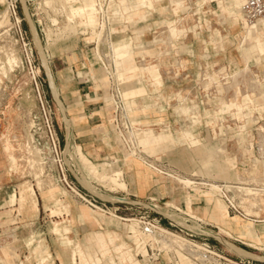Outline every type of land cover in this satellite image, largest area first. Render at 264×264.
<instances>
[{"label":"rangeland","instance_id":"rangeland-1","mask_svg":"<svg viewBox=\"0 0 264 264\" xmlns=\"http://www.w3.org/2000/svg\"><path fill=\"white\" fill-rule=\"evenodd\" d=\"M46 1L17 0L18 10L17 20H15L7 9L6 0H0V90L2 91L0 93V185L7 184L9 188H7L5 196L3 190H0V249L17 239L14 234L4 236L2 228L4 229L6 224L5 220L14 222L16 216L21 213V207L15 210L14 207L8 208V205L19 203L22 190H24L26 202L34 201L37 198L43 205H48V203H53V200L48 199L46 193L49 188L54 187L59 190L56 197L61 199L63 205H70L71 208H83L90 212L85 203L73 196L58 182L52 156L49 150L46 149L48 145L42 148L43 144L48 143L47 121H52L61 143V149L65 151L64 161L69 167L74 165V168L71 169H73L74 176L80 183L79 185L97 196L112 199L104 193L105 189H108V192H112L115 196L122 194L123 191L129 193L125 179L132 180L134 178L133 174L136 173V168H138L135 165L138 164L141 165L140 171L144 173L142 178L151 179L153 177L162 185L167 184L172 189V192L164 199L167 202L166 208L163 207L160 211L167 218L174 217L173 219L184 227L197 228L195 220H192L191 217L198 218L200 216L197 214L196 209L190 206L193 193H190L186 185L179 182L177 178L194 181V184H196L195 182L207 184L206 182L211 181L212 183L239 184L248 188L259 186L263 192L253 191L254 194L250 195L245 202L249 203V205L246 203L249 210H251L250 207L252 209L254 207L264 213V203L262 201L264 200V174L258 175L248 170L246 161L238 157L239 151H244L247 147L251 149L252 137L256 136L255 127L239 128V124L242 121L255 123L258 118L263 117L262 114L255 112V109L264 104V31L248 35L245 27L247 29L254 28L253 26L260 22L264 24V20L246 25L242 19L241 10L237 11L233 4L234 0H171L181 3L180 7L183 15L175 18L166 17L168 19H166L165 24L156 36L166 39L167 42L174 39L188 41L190 36L186 37L185 30L188 29V25L198 24L202 31L200 30L199 34L195 36V38L198 37L199 41V47L196 48L195 53L201 60L205 59L204 56L212 55L213 59L211 60L213 61L204 60L203 63L198 65V87L199 91L204 93V96H197V102L195 101L194 104L199 103L201 107L204 104H211L213 108L210 111L198 109L187 113L182 112L180 109L187 106L181 107L179 105L184 102L191 103L196 96L193 97L190 94L191 85L185 87L186 83L183 85L184 87L180 86L176 91L174 87L175 80H168L166 85L172 89V92L161 99L168 103L170 108L167 114H169L168 116L171 114L172 119L178 120L177 125L176 127L174 125H149L138 119L140 115L144 114L141 104H130L127 100L128 96L124 95L125 92L134 87L130 88L129 86L126 87L125 83L121 84L120 93L125 108V111L122 112L121 121L127 126V130H124L122 132L123 136H121L113 126V117L111 128L119 142L122 157L114 162L107 161V164L93 162L98 168V174L97 169L94 173H91L83 165L82 157L79 158L78 153L70 152L69 147H65L63 135L67 116L61 103L55 102L53 99L47 87L44 72L50 52L59 42L76 40L79 38V33H85L84 35H87L85 37L93 40L92 35L96 32L97 24L91 23L90 26L86 24L85 20L81 19L83 17L82 13H87L92 6V0H68V2H66L67 0H52L53 3L50 4H47ZM64 4H66L65 8ZM126 5L130 6L127 10L125 9ZM136 5L137 0H116L114 10H117V15L114 19L120 22L125 21L129 15L122 14H126L135 8L138 9L139 7ZM163 5L162 0H156L152 6L147 7L151 12L161 13ZM66 7L82 10L81 15L77 14L73 21L74 25L69 24L66 17V12H68ZM193 7L195 8L193 12H196V15H193V12L190 13V9ZM136 14L141 17V12L137 11ZM151 18L155 21L159 20L157 15L151 16ZM169 23H175L179 29L180 34L177 37L170 36ZM157 25L160 26L161 23ZM34 29L38 35L37 40L34 36ZM114 31H117L116 28H114ZM20 32H22L24 41ZM118 35H114L112 39L115 47L120 38H123H117ZM25 42L29 43V46L26 47ZM208 45L211 46L208 47ZM188 51L189 49H183L184 58L189 54ZM224 55L232 63L230 66H224L219 62L224 58ZM13 59H16L17 63L7 62V60ZM122 60L118 59L117 62L120 63ZM96 61V66L101 71V78L107 83L106 75L97 57ZM182 61L184 63L186 60ZM145 66L147 65L141 64V68ZM246 67L248 69L245 72L238 74ZM116 69V76L119 79L120 65H116ZM236 81L239 83H236ZM160 84L162 85V81H160ZM109 88L110 82L108 83V90ZM181 88H183V91ZM108 103L113 111V101L109 92ZM194 123L197 127L195 129L196 133H193V138L199 141L197 147H192L190 140L183 136V132L193 130ZM263 123L264 121H261L260 124ZM149 130L157 134H169L170 137L159 143H141L140 139L144 136L142 132H148ZM257 132L262 137V144L264 145V125L258 128ZM38 142H41V146L38 145ZM28 143L31 144L29 146L33 149V154L38 162L42 164L46 162L42 174L38 171V165L35 162L33 164L32 155L27 149ZM130 143L134 147L131 150L128 149V146L131 147ZM219 148H224L225 151L222 153L217 152ZM142 151L147 155L143 154ZM11 155L16 158L15 164L10 161ZM14 157H12V160L15 159ZM222 170L226 171L224 176L220 175ZM124 171H128L127 177ZM164 173L172 176H166ZM69 176L71 180L78 183L73 174L70 173ZM102 176L106 177L105 180L102 179ZM112 176L114 178H111ZM112 180H116L115 183L118 186ZM30 188L34 189L36 197L32 195ZM252 200L254 203L250 202ZM180 204L187 205V208L178 207L181 212L170 209L171 206H180ZM214 205L215 210L218 209L217 201ZM222 207L226 211L224 205ZM52 210H55L56 213L53 214L50 211L47 214L61 216L65 212L60 207ZM151 213V217L158 216L153 212ZM65 214H68V212H65ZM167 218L161 219V226L174 232L176 229L169 225ZM55 224L57 223H54L53 227ZM217 224L220 228L218 234L224 238L223 235L229 233V230L223 226L225 224ZM247 231L249 232V230H246V235H253L251 231L250 233H247ZM50 234H52L51 238L56 250H59L50 262H53L56 257L60 262H63V258H67L66 249L69 247L63 245L61 237L52 230H50ZM175 234L190 239L184 233ZM204 238L198 236L195 239L196 243L201 244L204 242ZM41 239H44V237L37 240L40 241ZM150 239L153 244L158 240L155 236ZM175 240L172 241L171 239V242L163 240V243L161 242L162 249H171V245L175 243L173 247L186 248V246L181 245V242ZM227 241L252 253L230 251L229 248L232 245L230 247L224 246L221 241L220 243L218 240L211 238L209 244L227 257L235 259L237 254L252 259H260L254 254V251L231 240ZM178 243L180 244L178 245ZM165 244L166 246H164ZM44 246H47L45 240ZM40 247H43L42 243ZM70 248L74 250V244ZM232 248L234 249V247ZM33 258L36 259L35 256ZM184 264L191 263L184 261Z\"/></svg>","mask_w":264,"mask_h":264},{"label":"crops","instance_id":"crops-1","mask_svg":"<svg viewBox=\"0 0 264 264\" xmlns=\"http://www.w3.org/2000/svg\"><path fill=\"white\" fill-rule=\"evenodd\" d=\"M154 1L156 0H137L136 6L139 8L122 14L129 16L125 21H119L115 27L119 34L117 38L123 37L116 43V47L114 45L115 55L119 60L123 59L117 63L120 65L119 83H125L126 87H134L125 92L124 95L128 96L127 100L130 104H141L144 112L138 117L141 122L153 126L174 125L176 127L178 120L172 119L171 114L168 116L170 107L165 100L161 99L172 92V89L166 85L167 81L175 80L176 91L178 87H184L183 85L186 83L185 87L191 85L190 94L196 97L191 103L184 102L179 105L181 107L187 106L180 109L182 112L187 113L198 109L212 110L213 105L211 104H204L201 107L199 103H194L197 102V96H204L198 87V65L204 60L213 61L211 60L213 56H204L205 59L201 60L195 53L196 48L199 47L198 37L195 38V36L201 30L198 24L188 25V29L185 30L186 37L190 36L188 41L174 39L167 42L166 39L156 36L168 19L166 17L181 16L183 11L180 7L181 3L178 1L162 0L164 2L163 11L161 13L151 12L147 6H152ZM129 8L130 6L126 5L125 9ZM194 10V7L190 9V13ZM137 11L141 12L140 16L143 19L139 17V14H136ZM195 13L192 14L196 15ZM156 15L159 16V20H152L151 16ZM85 22L90 26L92 25L87 20ZM158 23L161 25L158 26ZM260 23L256 33L264 31V24ZM168 28L171 37H177L180 34L175 23H169ZM245 30L247 33L246 27ZM85 36L87 35L79 33V38L76 40L59 42L51 50L48 57V69L44 68V72L47 87L53 99L55 102L61 103L67 116L63 135L65 147H69L71 152L78 153L79 158L82 155L92 164L93 162L107 164V161L114 162L121 158L122 151L111 128L113 112L108 103L109 80L105 76L106 83L101 78L100 68L96 66L97 61L91 44L92 40ZM183 49H189V54L185 58ZM227 58L224 55V58L219 62L224 66H230L232 63ZM182 60L186 61L183 63ZM141 64L147 66L141 68ZM247 69L248 67L238 74ZM160 81H162V85ZM53 88L57 97L54 96ZM181 90L183 91V88ZM255 112L262 114L263 117L258 118L255 123L242 121L239 124V128L255 127L256 136L252 137L251 149L247 147L244 151H239L238 157L246 161L248 170L261 175L264 174V145L257 129L264 125V123L260 124L261 121H264V104L256 107ZM196 127L197 125L194 123L192 131L183 132V136L190 140L192 147L199 145V141L193 138ZM142 133L144 136L140 142L144 144L159 143L170 137L169 134H157L152 130ZM258 148H262V151H258ZM224 151V148H219L217 152L222 153ZM142 153L147 155L143 151ZM12 157L14 156H10V161L15 164L16 158L14 157L15 161H13ZM135 166L138 168L133 174L134 178L132 180L125 179L129 193L123 191V195L115 196L112 192H108V189H105L104 193L112 199L99 196L107 201L110 214L94 211L88 205L86 206L91 213L83 208L65 206L61 203V199L56 197L59 190L54 187L49 188L46 193V197L53 200V203H48V205H43L37 198L34 201L26 202L24 190H22L19 203L8 205V208L14 207L15 210L21 207V213L16 216L14 222L5 220L6 224L4 229L2 228L4 236L14 234L17 239L0 249V264H173L175 261L184 264L177 252L173 254L163 253L158 261L150 262L147 257L149 255L150 237L144 234L133 220V218L139 217L142 212L136 207L131 208L114 203L117 197H125L133 201L157 205L160 208L165 207L167 202L164 199L168 197L172 189L167 184L162 185L153 177L151 179L142 178L144 173L140 171L141 165ZM96 169L98 171L97 167ZM124 172L127 177L128 171ZM220 172L222 176L226 174L225 170ZM164 175L172 176L168 173H164ZM196 183V185L186 186L187 190L189 189L188 191L193 193L190 206L196 209L200 216L196 219H199L205 227L215 233H220L217 223L225 224L223 226L229 230V233L223 235L225 240H231L254 251V254L260 258L254 259L256 264H264V213H261L257 208L251 209L248 213L242 205L241 208L247 215H238L229 208L219 195L197 187L200 185L198 183L201 182ZM7 188V184L0 185V190H3L4 196L7 194ZM30 190L32 195L36 197L34 189L30 188ZM215 201L218 202V209L216 210ZM262 201L264 203V200ZM250 202L254 203L253 200ZM222 205L226 211L223 210ZM57 207L62 208L68 214L65 212L61 216L47 214L50 211L53 214L56 213L52 209ZM171 207L187 208V205L180 204V206L173 205ZM54 223L57 224L53 227ZM50 230L61 237L63 245L69 247L66 249L67 258L61 254L64 257L63 262H60L57 257L54 258L53 262H50L54 255L59 252L52 242ZM246 230H250L253 236L246 235ZM149 235L154 237L150 233ZM42 237L44 239L37 240ZM44 240L47 242V248L44 246ZM41 243L43 247H40ZM73 244L74 250L70 248ZM242 250L246 251L245 249ZM248 253L251 254L252 252ZM236 256L245 257L237 254Z\"/></svg>","mask_w":264,"mask_h":264},{"label":"built area","instance_id":"built-area-1","mask_svg":"<svg viewBox=\"0 0 264 264\" xmlns=\"http://www.w3.org/2000/svg\"><path fill=\"white\" fill-rule=\"evenodd\" d=\"M94 9L97 18V28L96 32L92 35L93 40L91 42L95 56L103 69L106 77L110 82L109 93L112 98V108H113V126L116 131H118L121 136H123V131L127 130V126L122 123V112L125 111L124 103L122 102V94L120 93V85L118 82V77L116 76V60L112 53L113 46V36L117 35L118 32L114 31L115 26L119 23V20L114 19L117 15V10H114V5L116 0H94ZM6 6L12 17L17 20V0H6ZM242 12L246 20L252 24L259 20H264V0H243ZM20 23V21H18ZM100 34V35H99ZM21 38L24 41L22 32H20ZM25 46H29V43H24ZM46 130L48 133V143L43 144L42 148L45 145H48L46 148L49 150L50 155L52 156V161L55 166V173L57 174V179L60 185H62L68 192L73 196L79 199L81 202L88 205L92 210L98 211L104 214H110V209L107 205V201L100 198L99 196L91 193L86 188L79 185L76 176H74L73 169L74 165L69 167L64 161L65 151L61 149V143L59 137L56 133L55 127L52 121H47ZM125 140V139H124ZM38 145L41 146V142H38ZM131 147L128 146V149H133V145L130 143ZM258 151H262V148H258ZM41 151V150H40ZM71 152V151H70ZM43 154V152H42ZM46 162H44V165ZM73 174L75 180L78 183H75L70 179L69 174ZM206 183H212L211 181ZM216 187L212 188L209 184L197 185L201 188L207 189L216 195H219L229 206V208L237 213L238 215L244 216L247 215L242 210L241 206L251 195L246 191V187H243L239 184H225V183H212ZM253 191L261 192L263 191L261 187L251 188ZM115 204H123L128 207H136L139 211L142 212L139 217L133 218L136 222V225L141 229V231L151 238L147 232H157L159 233L157 237V242L154 244L151 243L149 246V255H147L150 262L158 261L163 253L173 254L177 252L180 255V258L183 261H188L191 264H256L254 259L249 257H237L231 258L223 255V253L218 252L213 246L209 244V239L218 240L217 237L213 234L214 231L211 229H205V225L195 217H191L192 220H195L197 228H187L182 226L180 223L176 222L173 218L165 217V214L160 211L161 208L157 205L145 204L138 201L129 200L125 197H117ZM166 208V207H165ZM171 210L175 212H181V209L170 207ZM153 212L157 214L156 217H151L150 213ZM167 218L169 220V225L172 228H175V233H184L190 239L192 243L182 244L186 248L173 247L169 250L162 249L161 242L164 240L167 242L174 237L162 233L161 229L167 230L161 226V219ZM169 231V230H167ZM172 232V231H170ZM172 232V233H174ZM174 233V234H175ZM198 236H203L204 242L201 244L196 243V238ZM186 239V238H185ZM188 240V239H187ZM179 264V262L173 263Z\"/></svg>","mask_w":264,"mask_h":264},{"label":"bare ground","instance_id":"bare-ground-1","mask_svg":"<svg viewBox=\"0 0 264 264\" xmlns=\"http://www.w3.org/2000/svg\"><path fill=\"white\" fill-rule=\"evenodd\" d=\"M52 2V0H47L46 1V3L47 4H50ZM65 2V1H64ZM66 2H68V0L66 1ZM53 3V2H52ZM94 4H95V1L94 0H92V6L89 8V11L87 12V13H82V15H83V17L81 18V19H85V20H87V21H89L90 23H94V25L97 23V18H96V13H95V9H94ZM234 6H235V8H236V10L237 11H240L241 10V13H242V19H243V21H244V23L246 24V25H252V24H250L247 20H246V18L244 17V15H243V12H242V6H243V0H234ZM65 5L66 4H64V8H65ZM67 8V7H66ZM68 9V8H67ZM63 10V9H62ZM66 10V9H65ZM81 11L82 10H76V9H71L70 7H69V9H68V12H66L67 14V19H68V21H69V24L71 25V24H73L74 22V20H75V18L77 17V14H80L81 15ZM238 16H239V14H238ZM240 19V18H239ZM57 22V21H56ZM254 24V23H253ZM261 24V23H260ZM67 25V24H66ZM74 25V24H73ZM72 25V26H73ZM93 25V26H94ZM258 25H259V23L254 27V28H248L247 29V34L248 35H253V33L255 34L256 33V30H257V27H258ZM244 27H245V25H244ZM66 28V27H65ZM69 28H70V26H69ZM66 30V29H65ZM95 30V29H94ZM91 32V31H90ZM95 32V31H94ZM64 33V32H63ZM85 34V33H84ZM100 35V34H99ZM34 36H35V38H36V40H37V37H38V35H37V32L35 31V29H34ZM112 53H113V56H114V58H115V60H116V65H117V61H118V58H117V56L115 55V51H114V45L112 46ZM7 62H9V63H11V62H14V63H17V61H16V59H13V60H7ZM2 68V67H1ZM45 68L46 69H48V67H47V65L45 64ZM5 74V73H4ZM236 80H237V78H236ZM118 82H119V79H118ZM236 83H239L238 81H236ZM120 84V83H119ZM51 85H52V87H53V84H52V82H51ZM256 87V86H255ZM1 89V88H0ZM2 91L0 90V93H1ZM53 92H54V96L55 97H57V94H56V91L54 90V88H53ZM2 100V99H1ZM30 123V122H29ZM31 124V123H30ZM30 126V125H29ZM30 142V141H29ZM29 144L30 143H28L27 145V149H28V151H29V153L32 155V158H33V164H34V162H35V164L36 165H38L37 167H38V171H39V173L40 174H42L43 173V169H44V164H42L41 162L39 163L38 162V160L35 158V156H34V154H33V149L30 147L31 146V144H30V146H29ZM35 151H37V150H35ZM39 152V151H38ZM38 152H34L35 154L37 153V154H39ZM28 153V154H29ZM29 154V155H30ZM81 161H82V163H83V165L85 166V168L87 167L88 169H89V171L91 172V173H94L95 171H96V167H95V165L94 164H92L88 159H86L85 157H83L82 155H81ZM31 158V157H30ZM40 158V157H39ZM41 159V158H40ZM13 161H15V159H13ZM32 164V165H33ZM35 165V166H36ZM71 166V165H70ZM36 168V167H35ZM31 169H33V168H31ZM158 172H160L161 173V171L160 170H158V169H156ZM80 172V171H79ZM88 173V172H87ZM97 173V172H96ZM90 174V173H89ZM97 175V174H96ZM80 176V175H79ZM81 176H82V174H81ZM104 178V176H102V179ZM106 178V177H105ZM105 178H104V180H105ZM111 178H114L113 176L111 177ZM84 179V178H83ZM178 180H179V182H181L182 184H184V185H186V186H192V185H196V184H194V181H190V180H182V179H180V178H177ZM115 181L116 180H112V182H114L115 183ZM260 181V180H259ZM263 181V180H262ZM48 183V182H47ZM50 183V182H49ZM116 184V183H115ZM199 184V183H198ZM203 185V184H205V183H200V185ZM208 184V183H207ZM47 185V184H46ZM50 185V184H49ZM117 186H118V184H116ZM120 185H122V186H124L123 184H120ZM209 185L212 187V188H215L216 186L214 185V184H212V183H209ZM243 185V184H242ZM262 186V185H261ZM122 188V187H121ZM124 189H125V187H123ZM246 191L248 192V193H250L251 192V195H253V190L251 189V187L250 188H248V187H246ZM253 192V193H252ZM263 192V191H262ZM255 199V198H254ZM256 201V200H255ZM256 202H258V201H256ZM249 205V203L248 202H244V204H243V206H244V209H245V211L246 212H248V213H250L249 211V207H247L248 205ZM254 208V207H253ZM250 209H252L251 207H250ZM167 214V213H166ZM170 216H172V215H170ZM174 218V217H173ZM196 218V217H195ZM175 220V219H174ZM179 223V222H178ZM198 227V226H197ZM161 231H162V233H166L167 235H169V236H171V237H174V239H176L175 241H177V242H181L182 244H189V245H191L192 243L189 241V240H187V239H185V238H183L182 236H179V235H176V234H174V233H172V232H170V231H167V230H164V229H161ZM150 234H152V235H154V236H156V235H158L159 233H157V232H149ZM247 233H250V230H249V232L247 231ZM214 235H215V237H217L223 244H225L226 246H229L230 247V245H232V244H230L227 240H225L224 238H222L221 237V235H219L218 233H213ZM250 236H251V234H250ZM253 236V235H252ZM173 238H172V241L174 240ZM155 241V240H154ZM157 242V241H156ZM169 242H171L170 240H169ZM163 243V242H162ZM165 243V242H164ZM175 243V242H174ZM176 244V243H175ZM175 244H173V245H175ZM180 243H178V245H179ZM181 244V245H182ZM171 245V244H170ZM173 245H171V247L173 248ZM164 246H166V244L164 245ZM170 247V246H169ZM176 247V246H175ZM232 247H234V249L232 248ZM183 248V247H182ZM236 249V250H235ZM169 250V249H168ZM229 250L230 251H233V252H236V253H238L237 251H239V252H243V253H247V254H249L248 252H246V251H244V250H242V249H240L239 247H237V246H234V245H232L230 248H229Z\"/></svg>","mask_w":264,"mask_h":264}]
</instances>
